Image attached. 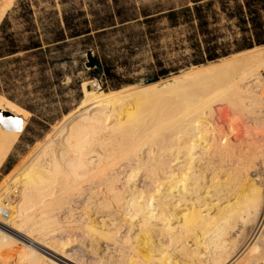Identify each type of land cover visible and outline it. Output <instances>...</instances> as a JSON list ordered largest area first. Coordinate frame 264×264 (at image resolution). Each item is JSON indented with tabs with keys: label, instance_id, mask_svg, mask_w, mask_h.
Masks as SVG:
<instances>
[{
	"label": "bare ground",
	"instance_id": "1",
	"mask_svg": "<svg viewBox=\"0 0 264 264\" xmlns=\"http://www.w3.org/2000/svg\"><path fill=\"white\" fill-rule=\"evenodd\" d=\"M88 83L0 185V264H91L68 244L97 264H264V45L144 85ZM0 111L22 119L0 123L1 168L29 111L2 95Z\"/></svg>",
	"mask_w": 264,
	"mask_h": 264
},
{
	"label": "rangeland",
	"instance_id": "2",
	"mask_svg": "<svg viewBox=\"0 0 264 264\" xmlns=\"http://www.w3.org/2000/svg\"><path fill=\"white\" fill-rule=\"evenodd\" d=\"M193 1L15 0L0 21V26L6 22L0 32L2 41L6 34H12L22 46L33 36L43 46L35 54L21 50L0 59V95L29 111L23 132L0 168V185L75 111L84 96V82L90 83V89L97 85L105 90L128 88L168 79L213 62H194L200 58L194 56L189 41L195 22L173 26L167 16L171 10L194 6ZM210 1L217 13L215 25L222 28L225 39L231 38L235 27L228 25H233V21L229 22L222 12L220 0H203ZM2 7L0 0V15ZM65 16L72 24L79 23L82 34L70 38L66 31L65 41L52 43L56 29L66 26ZM237 53L240 51L214 61ZM90 55L99 66H89ZM82 247L84 244H68L62 250L97 264L96 253H87Z\"/></svg>",
	"mask_w": 264,
	"mask_h": 264
},
{
	"label": "trees",
	"instance_id": "3",
	"mask_svg": "<svg viewBox=\"0 0 264 264\" xmlns=\"http://www.w3.org/2000/svg\"><path fill=\"white\" fill-rule=\"evenodd\" d=\"M233 1L230 5L229 2ZM194 6L171 10L167 16L171 25L195 22V32L189 36L194 56L200 57L194 62L201 64L207 61L226 57L234 52H241L258 45H264V0H220L222 12L226 14L229 22L233 21V36L225 39L222 28L216 26V12L213 10V1L203 2L194 0ZM150 22V20H147ZM5 20L0 26V32L4 29ZM64 28H57V35L52 43L65 41L80 36L79 23L69 21L65 16ZM69 31V34H66ZM89 32V31H87ZM0 35V59L18 53L19 51H33L34 54L42 51V41L31 36L30 42L20 46L12 34H6L2 41ZM164 73V72H163Z\"/></svg>",
	"mask_w": 264,
	"mask_h": 264
},
{
	"label": "water",
	"instance_id": "4",
	"mask_svg": "<svg viewBox=\"0 0 264 264\" xmlns=\"http://www.w3.org/2000/svg\"><path fill=\"white\" fill-rule=\"evenodd\" d=\"M89 66H99L97 60L91 55L89 56ZM0 123L7 129L18 131L22 126V119L8 111H0Z\"/></svg>",
	"mask_w": 264,
	"mask_h": 264
}]
</instances>
